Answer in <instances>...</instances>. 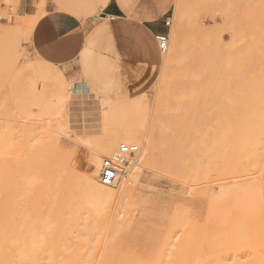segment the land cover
I'll use <instances>...</instances> for the list:
<instances>
[{
  "label": "rangeland",
  "instance_id": "obj_1",
  "mask_svg": "<svg viewBox=\"0 0 264 264\" xmlns=\"http://www.w3.org/2000/svg\"><path fill=\"white\" fill-rule=\"evenodd\" d=\"M142 1L132 0L129 10L121 9L128 21L149 22V26L158 33L168 36L169 44L172 39L170 28L176 22L182 28L183 37L180 53L178 52L171 66L163 71L158 64L159 52L154 40L156 34H146L144 30L143 36L150 35L151 39L147 46L142 48V60L146 62L145 66L150 64L154 71L148 73V80L141 86L137 95L126 87L115 50L107 44H96L101 38H111V27L117 21L101 15L104 7H99L100 0H26L27 11L33 15L22 17L23 24L29 28L22 29L23 31L15 29L13 33H0L9 37L11 32L13 36L8 39L14 43L9 42L8 46L9 40L0 35V139L3 137L10 145L9 149L7 147L4 151L12 152V145L17 142L16 137L22 135L19 130L25 124V129L28 126L29 131L27 129L28 133L23 135L35 137V143L39 144L38 149H42V152L39 150L34 154L37 156L38 153L37 158L43 161L44 166L49 164L48 167L51 165L54 170L64 167L74 175H81L88 167L87 153H90V149L77 141L79 136L111 135L113 132L106 123L120 120L128 129L152 137L153 157L145 169L146 175L140 178V199L130 205L134 211L130 217L134 226L130 227L132 231L129 228L124 229L128 233L126 231L123 234H133V229L141 222L139 219L143 220L140 211L142 205L136 203L147 197L149 202L144 207L150 209L149 211L153 210L151 208H159L163 214L162 218L156 216V219L155 215L152 217L155 226L159 227L153 231L154 234L160 235L161 228L167 224L166 219L179 212L187 214L193 229L200 228L205 233L206 238L201 240L202 237H198L202 236L198 233L201 230L196 232L194 229L196 239H200H197V246L194 244L197 254L195 261L204 263L208 261L207 254L213 247L210 244L211 237H215V233L223 228H226L223 233L229 232V220L225 217L230 218V207L226 198L220 199L221 192L217 188L221 184H231L230 177L241 179L243 173H247L238 167L241 162L243 164L239 166L247 167L253 172L252 190L256 189V194L253 192L256 195L254 202H261L260 206H253V210L257 211L254 217L257 222L262 216L260 219L264 225V187L259 188V176L264 177V15L260 12L262 0H251L247 3L256 18L258 14L263 16H260L261 19L258 17L259 21L254 18L257 23L252 19L255 24H252L253 30L251 29L249 37L242 41L236 37V29L231 21V14L233 17L238 11L241 0H208L207 4H202L199 9L182 8L177 20L172 17L174 0H153L151 7L146 10L139 8ZM19 2L20 0L17 5H11L5 0H0V18L7 21L0 23V29L11 30L10 25L17 19V15H24L19 10ZM49 10H67L80 18L94 17L95 27L89 34L87 55L84 58V70L91 78L89 102L71 96L70 100L62 105L58 98H53L62 93L60 82L54 73L58 72L64 76L66 69L64 66H58L61 61L55 66V60H48L40 54L42 43L49 39L45 24ZM140 12L143 13V19ZM33 20L36 23L31 27L29 21ZM165 22H169V26H165ZM152 43L153 47L149 48L148 45L152 46ZM65 83L70 86L65 87L70 93L74 85L66 78ZM132 108H135V114ZM240 118L251 121L253 141L250 156H243L235 140L234 131ZM15 132L19 133L16 135ZM67 142L71 143L68 145ZM60 146L65 147V150L66 147L71 149L64 151ZM29 150V156L33 157L31 154L35 151L34 147ZM67 152H73L75 155H67ZM5 156L6 154L1 155L0 161L3 159L7 162L8 158ZM174 158L178 167H182L180 170H184V176L176 177L170 171L169 167L177 168L171 162H174ZM66 159L70 161L67 162ZM45 162L48 163L45 165ZM3 164L5 166L4 162ZM212 188L214 193L210 195L214 200L210 205L205 194ZM38 192L41 193L42 188H38ZM258 210L260 216L257 214ZM118 211L114 207L106 211V214L112 216ZM101 223L100 229L106 233L110 232L108 223ZM256 227L259 228V225ZM172 229L173 235L177 233L178 228ZM259 230L264 231V227ZM66 236L67 244L74 243L75 234ZM138 250H134L135 255L153 262L154 251L146 254L141 249V253ZM101 259L98 251L92 262L97 263ZM169 261L170 258H167L163 264H169ZM208 263L211 264L210 261Z\"/></svg>",
  "mask_w": 264,
  "mask_h": 264
},
{
  "label": "bare ground",
  "instance_id": "obj_2",
  "mask_svg": "<svg viewBox=\"0 0 264 264\" xmlns=\"http://www.w3.org/2000/svg\"><path fill=\"white\" fill-rule=\"evenodd\" d=\"M5 1L11 5H17L19 0ZM105 2L106 0H100L99 7L101 9ZM207 2L208 0H174L175 8L172 17L177 20L182 8L189 10L198 7L199 9L202 4L204 6ZM250 2L251 0H241L238 11L235 12L233 17V14H231V21L234 23L231 24L234 25L233 28L236 29V37H238V39L240 38L241 41L245 37H249L248 34H251L253 22L257 23L259 21L258 17L264 15V0H262L260 6V12H262L263 15L261 14L259 16L257 13V18L255 14H252L250 6H248ZM120 3L121 0H117V4ZM152 3L153 0H143L139 8L146 10L151 7ZM123 4L127 5V7L121 9L125 11L129 10L132 5V0H123ZM250 12L252 16H255L252 17ZM109 18L111 20H117L118 17ZM223 18L226 21L224 16ZM254 18L258 21L255 22ZM10 27L12 29L7 31L0 29V33L4 32L5 34L9 31L13 33L15 29L23 31L22 29L29 28L23 25L22 15H17V19H15ZM170 29V38L172 39L170 44L168 41L167 51L165 53H160L158 51V64L160 68L164 69L163 71L171 66L172 61L181 50L180 47L183 34L180 24L175 22ZM145 32L146 34H151L146 30ZM12 33L10 32L11 35H9V37L0 34L3 35V38L5 36V38L9 40L7 41L5 39L8 46L14 44L13 40H10L13 36ZM148 47H153V43L152 46L148 45ZM54 75L60 82L61 87L59 88H61L62 91L59 90L62 92V95L58 93L57 95L59 97L53 96V98H58V102L62 104L65 103L69 97L77 96L76 90L73 88L74 86L72 90L70 89V93L67 92L65 87L67 88L68 85L66 86L65 78L61 73L55 72ZM83 85L84 84H82V86ZM68 88H70V86H68ZM84 90L83 88V92ZM87 92L88 91H85L84 93ZM84 93L81 92V94ZM132 109L133 114H135V108ZM70 115H72V113ZM244 119L240 118L237 121V126L234 131L236 134L235 140L243 156L244 154L250 156L251 153L249 151H251L250 147L253 141L250 129L251 121ZM19 122L20 120L17 121V123ZM106 126L111 128L113 134H111V132V135L102 137H87L88 135L76 137L80 144L82 143L90 149V153H87L89 156L88 167L86 170L84 169V172L82 170L83 173L81 175H74L71 170L69 171V169L64 167H62L63 169L61 168V170L59 167L58 170H56L57 168L54 170L51 168V165L49 166L51 169L48 167L49 164L47 167L44 166L43 161L41 162L40 158H37L38 153L37 156L34 154L36 151L40 150L38 149L40 148L39 144L36 145L35 143V137L31 136V138H29L26 134L23 135V133H28V126L27 129H25V124L21 126L19 130L22 135L18 137L15 136L17 142H14L15 145H12V152L4 151L7 147L9 149L10 145L3 137L0 139V156L6 154L5 157L8 158L6 162L3 160L4 157L2 156L3 159L0 161V264H163L167 258H170L169 264H210L208 263L209 261L212 264L213 260L214 264H264V231L259 230L264 227L262 224L263 220L260 219L262 216H260L261 213L258 210L259 213L257 214L260 217L256 222L254 213L257 211L253 210L254 207H257L255 205H259L261 202H254L256 189L253 188L254 191L252 190L253 172H250L247 167L239 166L242 165L243 162H241L238 167L241 168L242 171H247V173H243L241 179L232 176L229 178L232 180L231 184L226 185L225 183V186L221 184L217 188L218 191L221 192V194L217 193V195L220 194V199L226 198V202H228V206L230 207V218L228 219V217H225L229 220V232L223 233L224 228L222 231H218V227H216L218 232L215 233V235L213 234L215 237L210 236V244H212L213 247L207 254V258L205 257L208 261H205L204 257L202 258L205 261L204 263H197L195 261L197 254L196 249H194V244H199L198 241L201 239L200 237H202L201 240H204L206 236L200 228H194L196 232L198 229L201 230V232L198 230V233L202 235L198 236L200 239H197L199 240L196 239L195 231L193 227H191L192 223L188 220L189 217L186 216L187 214L185 215L179 212V214L170 215V217L166 219L167 224L161 228V234H154L153 231L158 230L159 227L157 228L155 226L153 222L155 220H153L152 217L155 215V218L156 216L157 218H162L163 214L159 208L157 210L151 208L153 210L149 211L150 209L148 210L144 207L149 202L147 197H143L136 203V205H142V210L140 209L142 213H140L143 215V220L139 219V221H141L139 222L140 224L135 226V228L137 227L136 229H133L138 231H133V234L129 232L127 235L128 231L126 230L127 233L124 235L123 233L126 232L124 229H130L131 225L132 227L134 226L131 222L132 220H130L132 216L131 213L134 212L130 208V205L133 203L135 204V201L140 199L138 186L140 185V178L146 175L145 169L148 162L153 157V140L150 136L141 135L134 131V129H128L124 122L120 120L108 122ZM8 128H5V130ZM108 132L109 130H107V133ZM17 133L19 132H15L16 135ZM1 135L2 134H0V136ZM12 137L13 133L9 141L10 144L12 143ZM33 142L34 145L32 146ZM67 143L69 145L71 142ZM120 144L136 146L137 151L133 156L128 157L126 163L123 164V173L121 174V179L117 186H102L98 182L102 159L109 158ZM33 147L35 151H32L33 154L31 155L33 157H31L29 156L31 153L29 149H33ZM61 148L64 149L65 147L62 146ZM68 148L66 147V150H68ZM41 150L40 152H42ZM66 150L64 149V151ZM74 151L75 150H73V152ZM73 152L69 153L70 156ZM69 154L67 152V155ZM238 155L239 157L241 156L240 154ZM28 156L31 159H28ZM37 159L39 161H37ZM175 159L176 158H174V162L170 159V161L174 163H170V165H175L177 168L169 167L170 171H172L175 176H184V170H180L182 167H178V163ZM68 161H70V159L67 160V162ZM3 162L6 167L3 166ZM46 163L48 162H45V165ZM167 163L169 164V161ZM259 182V188L262 186L264 187V177L259 176ZM38 188H42L41 193L38 192ZM212 192L214 193L213 188L205 194L210 205L213 204L214 200L212 198L213 196L211 197L210 195ZM218 200L216 201L218 202ZM114 207L119 211L115 215H107L106 211L108 212ZM228 215L227 212V216ZM109 218L111 219L109 220ZM101 221L108 223L110 232L106 233L100 229L99 226L102 224ZM257 224L259 228L256 227ZM172 228H178L177 233L175 232L174 235ZM130 231H132V229H130ZM66 234L68 237L75 234L74 243H66ZM196 246L195 248H197ZM136 249H139L138 251L141 249L146 254H149L150 251H154V260L151 259L153 262L146 261L143 257L135 255L134 250ZM98 251L102 259L97 263L92 262ZM165 251L166 253H164ZM139 253H141V251ZM198 257H200V255Z\"/></svg>",
  "mask_w": 264,
  "mask_h": 264
},
{
  "label": "crops",
  "instance_id": "obj_3",
  "mask_svg": "<svg viewBox=\"0 0 264 264\" xmlns=\"http://www.w3.org/2000/svg\"><path fill=\"white\" fill-rule=\"evenodd\" d=\"M27 8L28 4L26 3V0H23V3H21L20 0L19 10L24 14L22 16L33 15L32 13H29L27 11ZM119 11L122 10L119 9ZM102 12L103 16L115 18L118 17L117 21L114 22V24L120 30V38L118 40L113 39L112 26L111 38H101L96 44H98L99 46H105L107 44L111 49L115 50L119 59V66L122 72V77L126 84V71L130 67L127 62L133 58H136L138 60L142 59L143 55L142 48L133 53V49L135 48V41L143 36L144 30L148 31L151 34H157L158 31L149 26V22H144L143 20L141 22L128 21V19L124 15H119L118 10L115 8L107 12H105V9L103 8ZM140 16L141 19H143L142 12H140ZM45 19L49 38L55 35L58 42L66 41L67 37L73 38L71 41L67 42L64 52L56 57L54 65H58V61H61L62 65L60 64L58 66H64V69H66L64 77L72 81L74 89L76 90L77 97L83 100H89L91 97V90L89 88L91 78L86 74L84 70V58L87 55L86 49L89 34L94 30L95 27V24L93 22L94 17L88 16L85 18H80L74 13L67 10H49ZM29 23L32 27L36 23V21H29ZM23 25L26 26L25 24ZM82 84L84 85L82 86ZM83 88L85 89L84 92L88 91V94L83 92ZM81 92L84 94H81Z\"/></svg>",
  "mask_w": 264,
  "mask_h": 264
},
{
  "label": "snow or ice",
  "instance_id": "obj_4",
  "mask_svg": "<svg viewBox=\"0 0 264 264\" xmlns=\"http://www.w3.org/2000/svg\"><path fill=\"white\" fill-rule=\"evenodd\" d=\"M21 3H23V0H21ZM103 7L105 9V12L115 8L118 10V14L123 16L124 13L122 11H119V9L127 7V5L123 4V0H121L120 4H117V0H106V2L103 4ZM101 15H103V13ZM6 22V19L0 18V23ZM112 30L113 39L118 40L120 38V30L115 26V24H113ZM72 39V37H67L66 41L58 42L56 36L53 35L47 41L42 43L40 54L48 60H55L57 56L61 55V53L64 52L67 42L71 41ZM150 39V35H145L138 38L135 41V48L133 49V53L140 50L141 48L146 47ZM127 63L130 65V67L126 71V87L130 92H134L135 94L139 95L141 86L144 85L146 80H148V73L154 70L152 69L150 64L145 66L146 62L142 59L138 60L136 58H133L130 59ZM108 175H111V172H109Z\"/></svg>",
  "mask_w": 264,
  "mask_h": 264
},
{
  "label": "built area",
  "instance_id": "obj_5",
  "mask_svg": "<svg viewBox=\"0 0 264 264\" xmlns=\"http://www.w3.org/2000/svg\"><path fill=\"white\" fill-rule=\"evenodd\" d=\"M165 26H169L165 22ZM157 49L160 53H165L168 49V36L166 34L157 33L154 36ZM137 151L136 146L120 144L116 151L109 158H103L98 175V182L105 187H115L121 179L123 173V164L126 163L128 157L133 156ZM111 172V175L108 173Z\"/></svg>",
  "mask_w": 264,
  "mask_h": 264
}]
</instances>
